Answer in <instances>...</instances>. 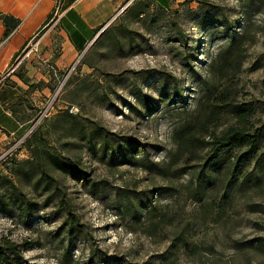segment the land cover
<instances>
[{
	"label": "rangeland",
	"instance_id": "374dc122",
	"mask_svg": "<svg viewBox=\"0 0 264 264\" xmlns=\"http://www.w3.org/2000/svg\"><path fill=\"white\" fill-rule=\"evenodd\" d=\"M135 1L142 12L120 13L67 79L61 72L52 113L0 136V241L26 264H264L250 243L264 238V0ZM241 38V64L216 72L218 54ZM208 85L245 106L257 151L232 147L205 165L200 145L170 164L172 133ZM234 123L220 107L209 132ZM46 152L87 178L62 174ZM25 160L54 189H34L39 175L17 171Z\"/></svg>",
	"mask_w": 264,
	"mask_h": 264
},
{
	"label": "crops",
	"instance_id": "0c3cea01",
	"mask_svg": "<svg viewBox=\"0 0 264 264\" xmlns=\"http://www.w3.org/2000/svg\"><path fill=\"white\" fill-rule=\"evenodd\" d=\"M135 2L0 0V12L20 22L4 37L5 27L0 20V136L17 137L30 122L24 118L38 111L37 104H41L37 101L51 94L55 82L49 66L60 74L70 69L116 17ZM52 16L54 22L43 29ZM36 34L40 37L37 53L7 75L14 57Z\"/></svg>",
	"mask_w": 264,
	"mask_h": 264
},
{
	"label": "trees",
	"instance_id": "16d2710c",
	"mask_svg": "<svg viewBox=\"0 0 264 264\" xmlns=\"http://www.w3.org/2000/svg\"><path fill=\"white\" fill-rule=\"evenodd\" d=\"M138 7L139 4L135 3L129 8V10L134 9L137 13L142 12V10ZM0 20L5 27L4 37H7L20 23L18 20L4 15L1 12ZM242 39L243 38H241L237 43H233L228 46L218 54L217 60L212 66L216 72L222 73L226 69H230L232 66L241 64V53L244 44ZM15 57L12 60V64L14 63ZM226 97L227 95L223 96V94L217 91L216 87L211 85L206 86L204 94L198 103L196 116L191 118L190 121H183V123L175 128L172 133L171 140L175 144L177 151L174 156L175 158L173 157V159H171L170 164L174 163V160H176L179 156L184 155L194 147L197 149L200 145L209 148V154L205 161V165H209L214 162L220 152L232 147L244 146L247 148L248 154H254L257 151L259 139L256 135L249 134V130L245 127V117L247 111L245 106L243 104L234 103ZM220 107H223L227 114L232 116L235 123L219 133L209 132L211 129L210 125L212 123L214 110ZM36 114L37 111L33 110L30 115L24 118L30 121L27 124L28 126H30ZM66 115L70 116L69 114ZM29 117L33 118L28 119ZM18 119L22 120L23 118ZM22 133L23 131L19 134ZM82 139L92 142L93 136L91 135L89 137H85L83 135ZM206 139L207 141H205ZM29 146L31 147L32 144L30 143ZM46 156L50 165L62 174L71 176L75 180H85L87 178L86 172L83 171L77 163L50 152H46ZM27 165L30 167L26 170L25 167ZM237 165V163H234L233 169L229 172L231 176L234 173V168L236 170ZM18 167L19 169L17 171H20L19 173H21L25 178H29L32 173L39 175L37 183H35L37 186L34 187V189L41 187L44 191H49L53 188L51 185L53 180L42 168V166L37 164V162H34L33 160H25L20 162ZM17 171L12 172L11 170L12 174H16V176L18 175ZM22 171L25 172L23 173ZM6 181L11 188H15L14 183L11 180L6 179ZM50 192L53 193V191ZM57 196L59 197V195ZM68 215L71 214L68 212ZM250 243L255 245V248H257L258 251L264 252V238L253 239ZM0 264L26 263L24 262L17 245L10 243L9 241L2 240L0 241Z\"/></svg>",
	"mask_w": 264,
	"mask_h": 264
},
{
	"label": "built area",
	"instance_id": "2783aa9c",
	"mask_svg": "<svg viewBox=\"0 0 264 264\" xmlns=\"http://www.w3.org/2000/svg\"><path fill=\"white\" fill-rule=\"evenodd\" d=\"M132 1H134V0H130V2H132ZM53 22H54V19H53V16H52V18H50L46 22V24L43 27V29L48 27ZM40 31H42V30H40ZM39 38L40 37H38V34H36L34 37H32V39H30L28 41V43L20 51V54L17 56L15 62L8 67V69L6 71L7 75L12 74L16 70V68L18 67L19 63H21L25 58L29 57V55H31L33 53H37L39 40H40ZM74 65H75V63L71 66V68H73ZM71 68L67 70V73L65 74L63 80L67 79V77H68V75H69V73L71 71ZM48 69L51 72V74L53 75V79H54L55 85L53 87V90H52L50 96L47 98L46 103L43 106V109H40V110L37 111V114L35 116L36 121L33 123L32 128L35 127L36 125H39L55 109V106H56V103H57V99L59 97L60 89L62 87V83H61V85L59 87H57V84H59V80L61 78L60 73H58L53 67L49 66ZM68 109H69L68 110L69 113L76 112V107L75 106H70V108H68Z\"/></svg>",
	"mask_w": 264,
	"mask_h": 264
}]
</instances>
